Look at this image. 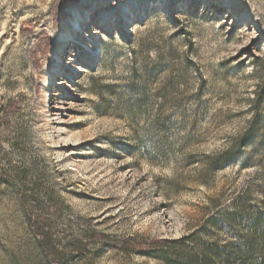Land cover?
Returning a JSON list of instances; mask_svg holds the SVG:
<instances>
[{"label": "rangeland", "instance_id": "rangeland-1", "mask_svg": "<svg viewBox=\"0 0 264 264\" xmlns=\"http://www.w3.org/2000/svg\"><path fill=\"white\" fill-rule=\"evenodd\" d=\"M42 236L67 264L259 260L264 0H0V264H50Z\"/></svg>", "mask_w": 264, "mask_h": 264}, {"label": "trees", "instance_id": "trees-1", "mask_svg": "<svg viewBox=\"0 0 264 264\" xmlns=\"http://www.w3.org/2000/svg\"><path fill=\"white\" fill-rule=\"evenodd\" d=\"M38 226H35V228H32L33 232L36 233ZM51 246V242L49 240V238L42 236L41 240H40V248L43 251V253L46 256H50L52 261L50 264H67L65 262H62L58 256L56 255H52L48 250ZM163 247L159 246V244H151L147 250L144 252L145 254H155L158 251H160ZM49 252V253H48ZM259 254V260H253V256L251 252H248V254H246L245 256H240L238 258V262L237 264H264V250L261 249V251L258 253ZM49 257V259H50ZM252 259V260H251ZM228 261V260H227ZM226 261V263L228 264V262ZM185 264H191V263H185ZM203 264H209L207 261H204Z\"/></svg>", "mask_w": 264, "mask_h": 264}, {"label": "bare ground", "instance_id": "bare-ground-1", "mask_svg": "<svg viewBox=\"0 0 264 264\" xmlns=\"http://www.w3.org/2000/svg\"><path fill=\"white\" fill-rule=\"evenodd\" d=\"M70 21L71 22H70V26L69 27H70V30H72V31L71 32H66L65 34H63L61 36V39H60L62 41H69V39L70 40H73V38L71 37L72 33L75 32V29H77V28L79 29L81 27V24L83 22V19L79 15V11L76 10V11H73L71 13V20ZM93 34L96 35L97 32H94ZM54 58H55V60H58V57H57L56 54H54ZM53 69L55 70L56 69V66H54Z\"/></svg>", "mask_w": 264, "mask_h": 264}]
</instances>
